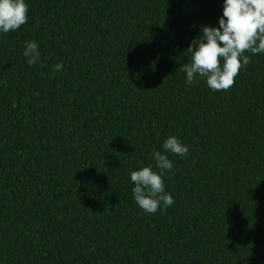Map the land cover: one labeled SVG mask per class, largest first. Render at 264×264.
<instances>
[{"label":"trees","instance_id":"16d2710c","mask_svg":"<svg viewBox=\"0 0 264 264\" xmlns=\"http://www.w3.org/2000/svg\"><path fill=\"white\" fill-rule=\"evenodd\" d=\"M25 2L0 31V264H264V53L228 90L181 71L224 0ZM169 136L174 203L147 213L130 174Z\"/></svg>","mask_w":264,"mask_h":264},{"label":"clouds","instance_id":"9594fccd","mask_svg":"<svg viewBox=\"0 0 264 264\" xmlns=\"http://www.w3.org/2000/svg\"><path fill=\"white\" fill-rule=\"evenodd\" d=\"M29 7L25 0H0V31H15L28 21ZM202 35L196 36L189 47L191 58L181 71L186 74V82L191 85L197 79H206L208 87L214 91L228 90L243 66H247L252 55L264 53V0H224L223 15L219 27L202 25ZM23 55L28 64L34 65L40 56L35 41L26 44ZM62 64L55 65L59 71ZM163 83V82H162ZM160 86V85H159ZM163 152H154L152 165L131 172L134 199L145 212L154 214L163 206L174 203L171 194L165 192L163 178L172 169V161L166 153L185 156L188 147L176 136H169L162 145Z\"/></svg>","mask_w":264,"mask_h":264}]
</instances>
